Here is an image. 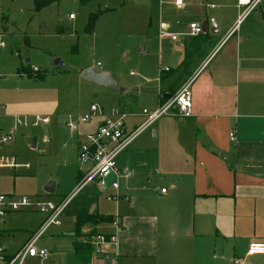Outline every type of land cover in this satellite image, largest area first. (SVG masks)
<instances>
[{"label": "crops", "instance_id": "1", "mask_svg": "<svg viewBox=\"0 0 264 264\" xmlns=\"http://www.w3.org/2000/svg\"><path fill=\"white\" fill-rule=\"evenodd\" d=\"M173 2H166L153 33L146 36L147 42L156 38L159 46L156 51L154 45L145 42L152 50L150 58L153 59L155 77L145 81L154 94H150L153 98L150 109L143 110L156 109L198 73L192 86L191 116L162 117L140 135L149 131L153 145L152 163L146 166L150 173L146 188L137 185L139 179L129 178L126 167L147 141L143 139L137 143V138L116 161L119 178H124L118 189L119 199L106 200L113 194L110 184L114 176L107 180L105 189L93 183L95 187L89 204L72 208V214L67 215L77 194L61 215L60 225L51 226L36 243L37 247L43 237H55V240H61V247H56L54 252L46 250L48 255L43 260L27 257L21 264H231L233 258L245 255L250 243H264V0H260L257 9L238 25L236 23L245 11L238 0H189L193 4L186 8L181 0L180 9ZM181 12L189 17L186 21L179 18ZM4 20L6 23V18ZM193 23L201 28L205 23L206 32L201 36H186ZM181 24H185L183 30L178 31ZM159 31L176 35L177 40L172 41L169 36L159 39ZM5 58L1 60L5 61ZM186 58L187 64L181 69ZM29 65L27 60L24 65L16 60L0 63L3 73L0 74V135L15 131L13 140L0 147V177L6 171L28 169L27 165H18L7 157L26 141L23 133L42 127L34 134L36 139L39 136L45 139L44 130L48 128L51 131L47 132L49 144L58 146L61 121L66 124L69 115L62 119L46 115L48 122L37 127H18L16 124L18 118H34L21 114L27 107L51 108V103L55 104L56 93L47 87L54 81L67 79L77 90L96 88L103 92L102 98L113 102L109 106L87 105L82 100L77 101L76 97L79 108L75 111L77 116H70L73 121L78 122L77 117L88 113L93 105L104 111L118 108L125 113L128 131L144 121L141 114L134 117L120 101V97L129 94L127 90L120 94L118 90L82 83L78 77H69L74 71L64 68L55 67L41 73L30 70ZM162 68L169 70L160 72ZM133 76H137L135 72ZM99 120L92 118L86 124L78 123L72 132L68 150L78 165L79 145L85 135L96 130ZM230 134H233V141ZM81 167L83 169L78 167L75 175L76 185L89 168ZM160 182L162 186L158 191L156 185ZM162 189L166 190L165 194L161 193ZM54 191L55 186L50 183L45 194L53 195ZM3 195L15 198L14 194ZM65 197L51 203L58 204ZM92 198L94 206L91 205ZM17 212L38 213L33 209ZM40 215L42 220L37 230L46 219L45 215ZM84 216L111 217L113 221L82 224L78 229L77 219ZM4 217L0 224L6 225ZM53 230L55 235L62 233L61 237L49 234ZM34 231L28 232L14 255H8L6 248L0 245L4 249L0 264H20L17 255ZM86 232L115 237V249L109 251L102 247L107 259L93 251L87 256L76 254L74 245L81 243L82 234ZM246 261L264 264V256L250 257Z\"/></svg>", "mask_w": 264, "mask_h": 264}, {"label": "rangeland", "instance_id": "2", "mask_svg": "<svg viewBox=\"0 0 264 264\" xmlns=\"http://www.w3.org/2000/svg\"><path fill=\"white\" fill-rule=\"evenodd\" d=\"M166 2L171 4L173 0H58L40 12H35L34 0H0V28L6 44V49L1 52L0 63L9 64L16 60L18 64L24 65L27 60L30 70L47 73L55 68L54 61L59 59L75 70L69 77H78V80L84 68L94 72H108L118 88L129 91L128 95L120 97V101L124 102L128 111L134 113V117H138L143 109H150L149 106L153 103L150 96L153 89L147 87L145 81L153 80L155 68L153 59L150 58L152 50L145 46V42L154 45L156 51L159 46L156 38L147 42L146 36L153 33ZM183 2L185 8L188 4H193L189 0ZM184 12L178 15L186 21L189 17L184 16ZM70 16L74 20H70ZM90 16H96V19L92 33L87 34L85 31ZM4 17L6 23H3ZM184 25L181 24L178 31L183 30ZM4 56L5 61L1 60ZM176 68L177 66L173 67L174 70ZM133 72L137 76H133ZM0 74H3L1 70ZM36 76L40 75L36 73ZM69 84L67 79L48 84L47 87L56 93L55 104L51 103V108L27 107L21 114L41 118L47 115L61 119L68 115L77 116L75 111L79 106L76 97L77 101L82 100L87 105L113 104L110 99L101 97V90H77L76 86ZM95 91H99V94ZM60 127L57 147L48 142L47 132L51 133L48 128L44 130L45 139L42 136L36 139L37 135L34 134L42 127L23 133L26 141L21 142L7 157L14 159L18 165H27L28 169L3 172L0 177V195L27 197L31 203L37 200L56 202L58 198L69 196L76 189L75 175L78 167H83L77 164L76 158L68 150L74 134L64 121H61ZM148 132L137 137V143L143 139L147 141L133 160L126 164L129 178L139 179L137 185L143 188L147 187V175H150L146 166L152 163L153 156V145ZM123 179L119 178V185H122ZM50 183L55 186L53 195L45 194ZM161 186V182L156 185L158 191ZM93 187L95 185L91 183L78 193L67 215L72 214V208H82L89 204ZM94 203L92 198L91 205L94 206ZM3 220L7 223L0 224V245L6 248L8 255H14L21 248L28 232L39 226L42 216L36 212H17L7 214ZM36 231L37 229L34 232ZM54 231L49 234L61 237L62 233L55 235ZM82 235L89 236L88 232ZM59 241L61 240L57 241L55 237L45 236L37 244V248L54 252L56 247H61Z\"/></svg>", "mask_w": 264, "mask_h": 264}, {"label": "built area", "instance_id": "3", "mask_svg": "<svg viewBox=\"0 0 264 264\" xmlns=\"http://www.w3.org/2000/svg\"><path fill=\"white\" fill-rule=\"evenodd\" d=\"M259 3L260 0H238L239 6L244 7L245 11L238 19L236 25H238L250 12L257 9ZM174 5L180 9L183 4L181 0H176ZM70 19H73V16H70ZM202 33L201 26L193 23L189 25V33L187 36L196 37ZM166 36H169L172 41L177 40L176 35H168L164 31H161L158 34L159 39ZM5 48L6 44L3 42V34L0 28V52ZM160 70V72H168L169 69L162 68ZM197 76L198 73L187 79L174 95L169 97L156 109L143 110L141 113V116L144 118L143 123L132 131H128L126 127L127 115L122 113L118 108H111L108 111H104L101 107L93 105L89 108L88 113L78 117V122L73 121V118L70 116L67 117L66 125L71 132L76 130L78 123L86 124L92 118L100 119L96 130L85 135L79 145L77 153L79 165H86L89 166V168L79 179L76 189L69 196L62 199L58 204L40 202L39 200L35 203H31L27 197L10 198L0 195V219L8 212H17L26 209H33L46 216L42 226L32 234L28 242L17 255V259L20 264L27 257L39 258L42 260L47 257L48 254L46 250L37 249V241L51 226L60 225V217L67 206L88 184L95 183L99 188L105 189L107 180L111 176H114L115 179L110 184V189L113 191V194L107 196L106 200L113 202L119 199V173L116 166L117 159L128 149L134 139L141 135L146 129L151 127L160 118L165 116L188 118L191 116L193 98L192 86ZM47 122V118L41 117H21L16 120L18 127H37L38 125ZM14 135V130L7 134L0 135V147L9 144L13 140ZM230 140H234L233 134H230ZM165 192V189L161 190L162 194H165ZM114 225L116 229H118V225L116 223H114ZM81 244L90 247L95 255L99 254V256L101 255V257L107 259L108 255L102 253V247L108 248L109 251H112L116 248V239L114 236L106 237L105 235L96 234L83 237ZM3 253L4 249L0 247V261H3ZM255 256H264V243H250L247 247L245 255L242 258H233L231 264H248L246 259Z\"/></svg>", "mask_w": 264, "mask_h": 264}, {"label": "trees", "instance_id": "4", "mask_svg": "<svg viewBox=\"0 0 264 264\" xmlns=\"http://www.w3.org/2000/svg\"><path fill=\"white\" fill-rule=\"evenodd\" d=\"M58 0H34V9L35 12H40L44 8L56 3ZM96 16H90L88 25L86 27V33L91 34L93 31L94 23H95ZM201 36V35H200ZM186 60L183 61L181 64V69H183L186 66ZM42 78V77H39ZM113 218L111 217H103V216H84V217H79L77 219L76 226L79 229L82 224H88V223H93V224H99V223H105V222H112ZM92 235V234H90ZM74 250L78 256L84 254L85 256L89 255L92 252V249L88 246L82 245L80 242L76 243L74 245ZM91 251V252H90Z\"/></svg>", "mask_w": 264, "mask_h": 264}, {"label": "water", "instance_id": "5", "mask_svg": "<svg viewBox=\"0 0 264 264\" xmlns=\"http://www.w3.org/2000/svg\"><path fill=\"white\" fill-rule=\"evenodd\" d=\"M202 32H206V24L202 25ZM212 33V32H211ZM54 66L59 68H64L68 71H75L73 68L67 67L61 60L56 59L54 61ZM79 80L82 83L91 84L99 88L106 90L119 91L120 94L126 92L123 88H118L115 81L112 79L108 72H94L91 69H85L80 73Z\"/></svg>", "mask_w": 264, "mask_h": 264}]
</instances>
